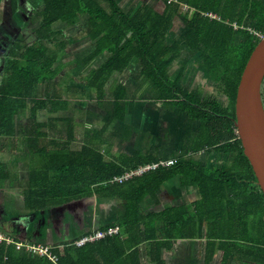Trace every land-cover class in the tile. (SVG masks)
Returning <instances> with one entry per match:
<instances>
[{
	"label": "trees",
	"instance_id": "trees-1",
	"mask_svg": "<svg viewBox=\"0 0 264 264\" xmlns=\"http://www.w3.org/2000/svg\"><path fill=\"white\" fill-rule=\"evenodd\" d=\"M6 1L11 12H20V0ZM138 1V8L128 10L119 0H42L34 18L23 15L29 23L22 29L23 45L5 57V79L0 81V175L12 187L22 188L23 209L31 215L56 207H81V202L93 197L116 200L117 212L104 226L86 228L71 241L49 245L55 260L17 249L21 242L17 239L1 241L0 264H144V259L165 264L161 250L174 247V240L185 235L179 232L183 222L194 220L199 223V237L204 232L206 236L204 264H211L222 244L231 261L264 264V194L238 137L235 114L242 73L264 35V0H178L190 7L184 13L174 0ZM153 1L163 4L162 10ZM176 16L185 25L186 48L199 55L202 68L224 100L214 95L207 98L198 88L185 84V64L173 78L171 68L181 56V44L169 42ZM83 17L93 40L85 63L104 52L110 54L88 77L98 103L112 107L108 123L124 121L128 89L118 84L112 95L106 96V85L115 73H123L137 61L143 82L155 86L163 104L179 109L197 124L192 143L185 145L186 154L172 166L161 165L164 160L153 154L129 160L108 158L100 148L105 129L93 131L80 147H74L72 119L64 115L39 119V113L67 108L68 100L57 89L42 97L35 94L58 76L57 53L65 48V42L59 38L63 30L54 24L76 25ZM47 119L50 124L61 120L66 138L48 139ZM16 136L22 138L21 143L16 142L19 151L29 150L30 158L35 153L41 157V164L32 165L25 179L1 157L5 138ZM200 152L228 156L227 163L210 167L196 157ZM156 163L160 164L156 168L125 178ZM176 178L180 188L196 189L199 197L192 205L181 203L158 211L154 204L162 203L160 193ZM116 226L120 232L113 236L77 244L82 237ZM32 229L26 231L30 234Z\"/></svg>",
	"mask_w": 264,
	"mask_h": 264
},
{
	"label": "rangeland",
	"instance_id": "rangeland-1",
	"mask_svg": "<svg viewBox=\"0 0 264 264\" xmlns=\"http://www.w3.org/2000/svg\"><path fill=\"white\" fill-rule=\"evenodd\" d=\"M174 1L179 4L182 13L190 9L189 5L180 3L178 0ZM41 2L42 0H20L21 10L19 9L20 12L17 13L11 12L10 4L6 0H2L0 3V81L5 79V57L18 52L20 48L17 45H23L22 29L26 23L29 24L27 20H23V15L26 17L30 15L34 18L33 16L41 10ZM119 2L122 7L128 10L131 7L136 9L141 4V1L138 0H119ZM153 5L160 10L164 6L159 2H154ZM207 15L214 17L211 13ZM54 27L63 30V35H60L59 38L65 42V48L57 53L58 76L50 86L45 85L44 88L36 89L35 94L37 93V97H42L52 89H57L62 93L63 98L68 100L67 108L62 112L39 113L40 120L50 117L57 118L61 115L72 119L76 132L74 147H80L81 142L89 138L94 133L93 131L105 129L100 148L108 158L115 160L134 159L137 156L144 157L147 154H153L162 158L164 160L162 162L166 163L168 160L175 162L176 158L186 154L185 145L189 146L192 143L197 124L190 122L179 109L163 104L155 86L143 82L137 61V63L132 62L123 73H115L106 85V96L112 95L118 84H123L128 89V96L124 102L126 108L124 121L114 119L108 123L112 107L107 102L98 103L96 89L88 84V77L91 75V71L110 55L109 52H104L89 64L85 63L86 56L93 48V40L90 38L85 17L80 19L76 25L58 22L54 24ZM184 28L182 19L176 16L169 42L171 44L176 40L181 44V56L171 68L173 78L185 64L183 78L185 84L198 88L207 98H212L213 95L219 99L223 98L219 90L216 89V83L202 68L199 55L192 53L189 47L186 48ZM54 50L58 51L56 48ZM24 115L26 117L30 115L29 108L24 110ZM51 124L48 121L47 127H45L48 139L66 138V126H63L61 120L54 119ZM18 138L17 136L11 140L5 138L4 149L6 151L1 153V157L4 162L8 163L7 167L11 170H18L20 177L25 179L29 175L32 165L36 167L41 164V157L35 153V156L30 158L29 150L26 153L19 151L16 148V142L19 144L22 141H19ZM90 141L96 143L98 140ZM14 148L16 151L13 150ZM206 154V152H200L196 157L205 160L210 167L223 166L227 163L228 156ZM176 180L174 179L164 186L161 192L163 201L175 197L185 199L186 191L191 190L190 188L178 189V185L181 183L180 180ZM21 189L7 184L4 191L0 192V219L4 216L8 220L5 222L2 220L4 227L0 229V233L9 241L15 239L21 241L19 243L22 246L17 249H24L30 255L32 252L28 250L27 245H35L36 242L43 244L40 240H44L45 246L71 241L86 228L104 226L116 216L117 209L109 205L110 200L94 197L81 202V207L77 205L70 209L56 207L40 212L39 216L31 215L23 209L24 201ZM198 197L196 189L188 196L194 200ZM23 226H28L26 229L33 228L31 233L29 234ZM2 231H6V233ZM14 232L17 235L10 236V233Z\"/></svg>",
	"mask_w": 264,
	"mask_h": 264
},
{
	"label": "water",
	"instance_id": "water-1",
	"mask_svg": "<svg viewBox=\"0 0 264 264\" xmlns=\"http://www.w3.org/2000/svg\"><path fill=\"white\" fill-rule=\"evenodd\" d=\"M264 35L241 76L235 101L236 127L264 194Z\"/></svg>",
	"mask_w": 264,
	"mask_h": 264
},
{
	"label": "crops",
	"instance_id": "crops-1",
	"mask_svg": "<svg viewBox=\"0 0 264 264\" xmlns=\"http://www.w3.org/2000/svg\"><path fill=\"white\" fill-rule=\"evenodd\" d=\"M18 139L19 141L22 140L21 137H19ZM176 179H177L176 181L179 180L178 178ZM7 184L9 183L7 182V180H5L4 176L0 175V192L4 191L5 186ZM179 188L180 187L178 185V189ZM193 190L194 189L187 191L185 190L187 196L184 200L175 197L163 201L162 200L163 193H161L162 203L159 202V204H154V207L158 211H161L167 207H170L172 205H178L181 203H190L192 205L194 199L188 198V196L189 193H191ZM109 205L114 207L117 205V201L112 200L110 201ZM0 216H1V212H0ZM4 218L5 217L3 216L0 219V229H3L2 227H4V224H2L3 223L2 220L5 222ZM204 229H206V227ZM2 232L6 233V231H2ZM179 232L185 233V235L182 237H177L176 240H174V247H171L169 249L164 248L161 250V260H163L165 264H204V260L206 257V252H205L206 236L204 232L203 237L202 238L199 237L200 232H199L198 221L195 220L191 222L184 221L183 226H181ZM14 235L16 236L17 233L14 232ZM1 245H4V243L0 241V246ZM230 259H231V255L229 251L226 250V245L222 244L219 245V248L214 256V260L211 262V264H238L237 262L231 261ZM144 264H152V262L149 259H144Z\"/></svg>",
	"mask_w": 264,
	"mask_h": 264
},
{
	"label": "built area",
	"instance_id": "built-area-1",
	"mask_svg": "<svg viewBox=\"0 0 264 264\" xmlns=\"http://www.w3.org/2000/svg\"><path fill=\"white\" fill-rule=\"evenodd\" d=\"M261 37H263V35H261ZM172 164H174V161L173 160H168L166 163L164 162H161V165L163 166H172ZM160 164L156 163L154 165H148V166H142L140 169L136 170V171H133L131 174H127L125 176V178H129L131 177L132 175H137V174H141L143 173L144 171H148L150 170L151 168H156L158 167ZM122 180V179H120ZM120 232V228L118 226L116 227H112V228H109L107 230H104V231H97L96 233L94 234H91V235H87L85 237H82L78 242L77 244L79 246L87 243V242H92V241H95V240H99L101 238H105L106 236H113L117 233ZM6 240L7 243H13V241H9L7 239H5L3 237V235L0 233V241H4ZM20 246H22L21 243H17V247L19 248ZM27 248L30 252H32V254L34 255H48L51 259L55 260V256L51 254V251H50V246H45V245H41V244H35V245H27Z\"/></svg>",
	"mask_w": 264,
	"mask_h": 264
}]
</instances>
